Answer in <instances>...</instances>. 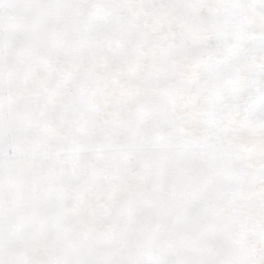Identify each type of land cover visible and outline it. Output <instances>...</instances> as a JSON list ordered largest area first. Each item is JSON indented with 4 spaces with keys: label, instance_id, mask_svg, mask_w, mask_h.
<instances>
[{
    "label": "snow or ice",
    "instance_id": "1",
    "mask_svg": "<svg viewBox=\"0 0 264 264\" xmlns=\"http://www.w3.org/2000/svg\"><path fill=\"white\" fill-rule=\"evenodd\" d=\"M0 264H264V0H0Z\"/></svg>",
    "mask_w": 264,
    "mask_h": 264
}]
</instances>
